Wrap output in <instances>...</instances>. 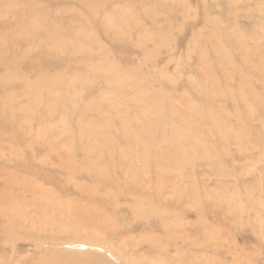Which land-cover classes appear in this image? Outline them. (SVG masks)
Listing matches in <instances>:
<instances>
[{
	"label": "rangeland",
	"instance_id": "rangeland-1",
	"mask_svg": "<svg viewBox=\"0 0 264 264\" xmlns=\"http://www.w3.org/2000/svg\"><path fill=\"white\" fill-rule=\"evenodd\" d=\"M0 264H264V0H0Z\"/></svg>",
	"mask_w": 264,
	"mask_h": 264
}]
</instances>
